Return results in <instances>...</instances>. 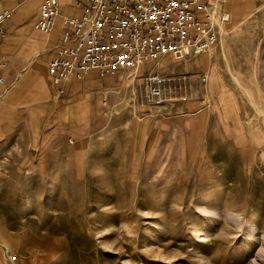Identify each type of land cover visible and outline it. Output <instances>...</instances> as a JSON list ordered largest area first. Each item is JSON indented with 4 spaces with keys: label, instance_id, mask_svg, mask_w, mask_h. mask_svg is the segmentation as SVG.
<instances>
[{
    "label": "rangeland",
    "instance_id": "374dc122",
    "mask_svg": "<svg viewBox=\"0 0 264 264\" xmlns=\"http://www.w3.org/2000/svg\"><path fill=\"white\" fill-rule=\"evenodd\" d=\"M126 71L70 122L0 89V264H264V0L208 51Z\"/></svg>",
    "mask_w": 264,
    "mask_h": 264
},
{
    "label": "built area",
    "instance_id": "2783aa9c",
    "mask_svg": "<svg viewBox=\"0 0 264 264\" xmlns=\"http://www.w3.org/2000/svg\"><path fill=\"white\" fill-rule=\"evenodd\" d=\"M248 1L79 0L81 12L63 17L61 40L47 62L55 97L65 95L70 80H84L93 72L106 76L120 69H138L162 55L188 59L208 51L229 18V8ZM12 15L11 9L0 10V88L5 85L2 70L8 63L2 46ZM59 15V0H45L34 20L35 29L51 32ZM144 79L146 98L163 104L166 76L153 71Z\"/></svg>",
    "mask_w": 264,
    "mask_h": 264
},
{
    "label": "crops",
    "instance_id": "0c3cea01",
    "mask_svg": "<svg viewBox=\"0 0 264 264\" xmlns=\"http://www.w3.org/2000/svg\"><path fill=\"white\" fill-rule=\"evenodd\" d=\"M44 1L0 0V10L6 8L13 11L7 24L8 36L2 46V50L8 55V63L2 70V76L5 85L11 86L5 93L4 99L11 102L10 95L13 93L14 100L18 102L13 101L14 105H9L12 109L26 106L31 108L29 105L32 103H47L49 106L61 109L64 121L70 122L83 118L85 96L99 99L104 94L113 92L123 81L127 71L120 69L106 76L93 72L84 80H70L65 84L66 91L63 98L55 99L52 95L54 88L47 73V62L54 56L56 46L61 40L63 17L67 14L80 13L81 6L79 0H59L60 15L56 24L51 32L44 33L34 27V20ZM39 82L43 85L39 95H44L46 88L48 90L46 99L36 98L33 85ZM16 84L18 87L15 86ZM93 107L97 108L98 105Z\"/></svg>",
    "mask_w": 264,
    "mask_h": 264
},
{
    "label": "bare ground",
    "instance_id": "6f19581e",
    "mask_svg": "<svg viewBox=\"0 0 264 264\" xmlns=\"http://www.w3.org/2000/svg\"><path fill=\"white\" fill-rule=\"evenodd\" d=\"M43 83V82H42ZM33 87H34V89H35V92H36V94H38L39 95V93H40V91L43 89V85H41L40 84V82L39 83H35L34 85H33ZM11 96V95H10ZM8 99V98H7ZM233 217H234V215H233ZM250 227V226H249ZM250 231H255V229H253L252 227L251 228H246V233H248V232H250ZM256 232V231H255ZM253 237L254 238H257L258 236H257V233H254L253 234Z\"/></svg>",
    "mask_w": 264,
    "mask_h": 264
}]
</instances>
